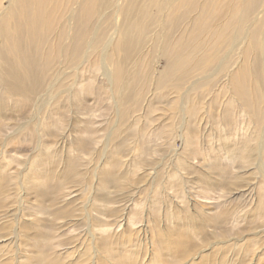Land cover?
Listing matches in <instances>:
<instances>
[{
  "label": "rangeland",
  "instance_id": "obj_1",
  "mask_svg": "<svg viewBox=\"0 0 264 264\" xmlns=\"http://www.w3.org/2000/svg\"><path fill=\"white\" fill-rule=\"evenodd\" d=\"M30 1L52 8V59L13 85L6 19L25 0H0V264H264V51L250 38L264 43V0H194L220 14L202 32L232 29L186 67L169 49L194 44L186 0H93L84 40L63 36V0ZM256 58L262 76L245 78Z\"/></svg>",
  "mask_w": 264,
  "mask_h": 264
},
{
  "label": "bare ground",
  "instance_id": "obj_2",
  "mask_svg": "<svg viewBox=\"0 0 264 264\" xmlns=\"http://www.w3.org/2000/svg\"><path fill=\"white\" fill-rule=\"evenodd\" d=\"M78 4L80 5L79 8L72 9V5L76 3V0H63L64 9L68 7L67 10L70 11V23L69 25L64 26L63 30V36L64 37H77L80 36L84 40L87 36L92 34L93 32V23L92 20L94 18V14L97 13L98 10H96L93 7V0H77ZM122 1V0H121ZM182 1V0H181ZM260 0H253L252 6L255 5ZM80 2V4H79ZM159 2L156 1L155 4L157 8H160V5H157ZM186 4L182 6V4L179 5L180 11H183L181 14L182 17H185L186 13H190L188 17L191 15L197 13L195 16V20L198 25V30H196L194 33H192V42L193 45L188 44L182 45V43L178 46L170 45L169 49L171 53L176 54L177 56H182L181 58H177L176 63L179 66L184 65L185 67L188 66L191 62L196 61L197 59H203V57H207L208 54L206 53V50L208 49L209 45L212 44L213 47L217 46L218 43H214L217 38L221 39L224 35H228L231 32L232 26L228 24L218 25L217 30L215 31H208L212 30L210 27L212 24L214 25V20L216 17H219L220 14H217L218 12L211 13L212 15L207 13L206 11L203 12V15H200L195 9L200 7V5L196 4L194 0H186ZM202 2V1H201ZM225 3V2H224ZM30 0H25V4L23 7L24 14L23 13H16L13 15L11 12L10 14V21L9 25L14 27V30L18 27V32L15 34L13 31V34L10 33L6 28V33H9V42L11 43L8 47L10 49V53L15 55V58L18 62V69L12 67L10 71V78L11 83L13 85H16L19 83V79L17 77L18 71H23L25 76H27V82L31 83H37L39 74L44 71L45 69H49L50 67V60L52 59L53 51L49 44L46 45L44 35L42 34L47 28H49L50 25V16L47 14V9L49 8L46 5L42 4L37 9H32L33 7L30 5ZM78 7V6H77ZM236 8L235 4H230L231 11H234ZM99 9V8H98ZM215 9V8H214ZM64 14L66 13V11ZM128 8L122 7V9H119V14L123 19H132L131 12L127 11ZM139 11V10H138ZM142 11L133 14L134 18H136V27L137 32H144L146 30V26L142 23ZM20 14V15H18ZM217 14V15H216ZM180 16V15H179ZM178 15L173 16L172 20H176L179 18ZM186 18V17H185ZM184 18V19H185ZM183 19V20H184ZM74 21V22H73ZM7 24V23H6ZM165 25V23L163 22ZM167 25V23H166ZM165 25V26H166ZM204 26L208 29L206 32H202L201 30L204 29ZM167 27V26H166ZM229 29V31H228ZM126 31V30H125ZM121 29V36L119 40V50L123 51L122 53H125L129 55L132 51V44L131 39L128 37V35ZM228 31V33H227ZM41 35H40V34ZM119 34V30H118ZM213 35V37L210 38V36ZM36 36H40L39 39L35 40ZM209 36V37H208ZM172 33L169 35L168 39L175 44L172 39ZM217 37V38H216ZM206 39L204 41H200V39ZM251 46L253 53H256L258 55V52L264 51V43L261 41V39L258 38L257 34L254 32L251 36ZM197 39L201 42L200 46L197 43ZM253 40V42H252ZM256 41V42H255ZM215 44V45H214ZM92 46V45H91ZM44 53H42V50ZM185 50L190 54V56H185ZM195 50V51H194ZM197 50L200 51V53L197 52ZM5 51L3 50L2 53ZM119 52V51H118ZM259 58V57H258ZM256 58L254 62L253 69H248L245 71V78H250L254 80V78L260 79L261 72V61ZM4 62L7 64L10 62L8 57L4 59ZM122 63L119 61L116 65V78L119 79L122 74V69L120 67ZM47 72V71H45ZM239 75H244V73L241 71L239 72ZM252 77V78H251ZM250 79H248L250 81ZM259 90L253 89L251 91V88L249 86L244 87L240 90V92L244 95V99L246 100L248 106L253 109L254 111L257 110V103L259 99H256V102L253 100V95L256 94V91ZM5 94V93H4ZM252 105V106H251Z\"/></svg>",
  "mask_w": 264,
  "mask_h": 264
}]
</instances>
